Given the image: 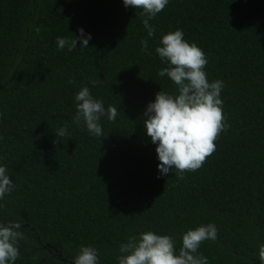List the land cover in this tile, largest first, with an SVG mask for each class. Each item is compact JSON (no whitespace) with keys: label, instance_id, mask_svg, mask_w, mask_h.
<instances>
[{"label":"trees","instance_id":"1","mask_svg":"<svg viewBox=\"0 0 264 264\" xmlns=\"http://www.w3.org/2000/svg\"><path fill=\"white\" fill-rule=\"evenodd\" d=\"M141 11L123 0H0V166L15 185L0 200V222L20 224L22 215L20 230L34 237L32 245L16 241L15 264L55 263L54 254L72 264L81 246L97 249L100 264H118L120 245L147 231L172 236L178 254L183 234L208 224L217 239L197 254L209 264H259L264 0H169L150 21L151 38ZM81 28L92 37L88 48L58 49L57 37L79 36ZM176 30L203 50L208 81L223 82L229 125L183 180L175 170L160 173L143 122L157 93H177L158 75L167 64L155 52ZM83 87L106 110L117 109L115 120L101 117L99 137L73 122ZM62 127L67 135L58 138Z\"/></svg>","mask_w":264,"mask_h":264},{"label":"clouds","instance_id":"2","mask_svg":"<svg viewBox=\"0 0 264 264\" xmlns=\"http://www.w3.org/2000/svg\"><path fill=\"white\" fill-rule=\"evenodd\" d=\"M126 8L141 9L143 26L148 37L155 35V27L150 23L168 5L169 0H123ZM39 32V29L36 30ZM79 36L72 38L57 37V47L68 51L88 48L91 35L85 38L84 30L78 29ZM141 51L148 52V40H141ZM155 52L167 67L158 72L160 77L167 76L176 86L177 93L160 91L155 101L150 102L144 113L146 134L156 147L159 171L168 175L175 170L179 179L185 173L199 170L216 150L215 141L221 132L227 130L222 111L221 90L223 82H209L205 67L207 58L195 43L184 39L182 30L169 32L162 36ZM73 81H69L72 83ZM98 81L91 84L95 87ZM76 114L74 123L86 126L95 137L103 135L101 117L107 116L113 121L117 109L111 105L107 110L103 101L94 99L88 87H83L75 96ZM58 138L67 135V127L58 129ZM7 169L0 166V200L11 194L15 185L6 174ZM22 225L9 221L0 222V264H15L19 256L16 241L22 237L19 231ZM218 230L214 224L199 226L188 230L182 236V246L177 254L175 240L170 235H158L153 231L141 233L139 237L131 236L120 245L121 255L118 264H209L202 254H197L201 244L206 240L215 241ZM99 251L91 246H81L72 264H100ZM259 264H264V244L258 250Z\"/></svg>","mask_w":264,"mask_h":264},{"label":"rangeland","instance_id":"3","mask_svg":"<svg viewBox=\"0 0 264 264\" xmlns=\"http://www.w3.org/2000/svg\"><path fill=\"white\" fill-rule=\"evenodd\" d=\"M21 217V220H20V224L23 226V225H25L26 224V219L21 215L20 216ZM19 231L20 232H22V237L21 238H19L18 239V241L20 242V243H24V241L26 242V241H28L29 242V244H31L32 245V243H31V241H34L33 239H34V237L32 236V235H30L29 233H30V231H29V229H28V231H26L25 229L24 230H20L19 229ZM29 232V233H28ZM23 246H25V245H23ZM21 250H22V252H23V248H21ZM54 257L52 258V259H54V260H56V262L54 263L53 261H51V260H47V259H45V261H44V263L43 264H68V263H63L60 259H58V256L57 255H53Z\"/></svg>","mask_w":264,"mask_h":264}]
</instances>
